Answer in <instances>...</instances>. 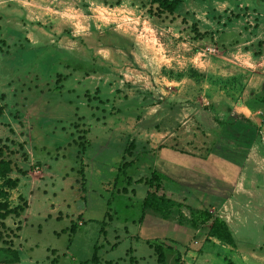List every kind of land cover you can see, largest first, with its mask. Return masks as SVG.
Instances as JSON below:
<instances>
[{
  "label": "rangeland",
  "instance_id": "1",
  "mask_svg": "<svg viewBox=\"0 0 264 264\" xmlns=\"http://www.w3.org/2000/svg\"><path fill=\"white\" fill-rule=\"evenodd\" d=\"M248 100L264 132V0H0V159L25 207L0 220V264H159L148 241L168 257L176 226L144 214L149 143L202 151ZM234 235L264 255L263 226ZM205 245L185 264H243Z\"/></svg>",
  "mask_w": 264,
  "mask_h": 264
},
{
  "label": "crops",
  "instance_id": "2",
  "mask_svg": "<svg viewBox=\"0 0 264 264\" xmlns=\"http://www.w3.org/2000/svg\"><path fill=\"white\" fill-rule=\"evenodd\" d=\"M174 79L170 80L173 84L180 83ZM260 108L261 105L251 100L235 106L229 111L234 113L231 120L212 124V137L202 151L183 150L164 140L158 146L149 143L147 151L152 155L150 175L153 170H157L168 178L165 180L166 195L187 205L190 199L193 202L189 205L209 207L211 211L218 207L222 210L219 215L227 221L235 239V244L231 245L208 236L205 226L195 230L180 224L177 218L169 219L168 222L176 226V235L169 239L173 245L169 244L172 250L168 257L167 247L163 244L165 264H185L189 258L196 259L204 252L206 243H209L208 248L217 245L235 250L234 253L243 264H264V255L259 252L258 246H238L234 235L241 229L256 226L264 228V218L259 214L264 215V164L260 168L256 166L259 161L262 162V155L257 150L261 149L259 138L264 133L259 122ZM167 134L162 133V136L165 138ZM235 212L238 213L237 218ZM185 239H190V243L185 244ZM246 240L244 237L241 242ZM196 244L200 252L192 247ZM228 264L239 263L229 259Z\"/></svg>",
  "mask_w": 264,
  "mask_h": 264
},
{
  "label": "trees",
  "instance_id": "3",
  "mask_svg": "<svg viewBox=\"0 0 264 264\" xmlns=\"http://www.w3.org/2000/svg\"><path fill=\"white\" fill-rule=\"evenodd\" d=\"M181 1L182 0H151V3H156L157 8L161 12L173 13ZM131 150L132 149H129V151ZM217 154L224 156L220 152H217ZM13 170L14 166L10 160L4 158L0 159V220L7 218L9 215L20 216L25 209V207L21 206L11 207L8 200L9 191L6 187L14 188L18 184V179H13L9 176V173ZM165 180H168V178L157 170H153L151 175L147 178L146 184L148 185V191L143 202L144 214L146 211H152L156 214H161L165 218H177L180 224L195 230L205 226L208 236L215 237L231 245L235 244L232 230L225 219L220 215L214 214L209 207L187 205L182 201L167 196L165 193ZM184 207L189 209V216L185 215L183 212ZM1 224H3V221ZM17 228L20 230V225H18ZM104 230L105 227L103 226L102 231ZM148 242L154 247L157 253L158 263L165 264L164 245L155 244L151 241ZM95 249L93 259L97 257L96 246ZM12 253L13 258L10 262H18L20 260L18 251L14 249Z\"/></svg>",
  "mask_w": 264,
  "mask_h": 264
}]
</instances>
